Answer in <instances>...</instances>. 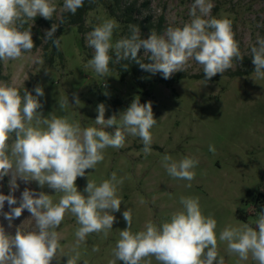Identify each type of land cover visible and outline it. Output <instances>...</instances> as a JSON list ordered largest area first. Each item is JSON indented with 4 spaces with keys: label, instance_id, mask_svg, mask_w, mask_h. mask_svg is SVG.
<instances>
[{
    "label": "rangeland",
    "instance_id": "rangeland-1",
    "mask_svg": "<svg viewBox=\"0 0 264 264\" xmlns=\"http://www.w3.org/2000/svg\"><path fill=\"white\" fill-rule=\"evenodd\" d=\"M51 2L57 7L54 14L57 22L63 14V0ZM128 2L137 3L140 20L149 19L153 23L152 27H139L144 39L152 31L157 32L156 25L161 17L165 20L162 33L170 26L182 27L192 19L189 11L193 0H148V7L147 0H123V4ZM210 2L214 5L210 14L212 17L232 22V30L243 55L242 60L234 62L233 68L215 81L205 83L204 80L189 78L203 73L202 66L194 60L188 62L185 71H180L188 77L171 87L151 83L142 88L131 75L122 81L116 70L111 69L107 77H102L92 68H86L87 60L93 55V49L85 44L86 33L104 20L114 19L118 27L114 30L112 42L129 34L130 25L118 21L109 12V7L115 4L114 0H105L88 12L83 33H79L76 26L64 30L60 39L63 59L56 57L53 65L46 62V43L42 39L52 25L45 26L47 19L41 16H37L43 20L41 23H37L36 19L28 22L33 23L31 31L35 47L32 52L17 61H0V83L15 80L21 95L25 89L35 95L33 89L40 85L44 96L39 97L43 107L38 111L44 117L52 114L66 116L69 122H79L82 128L102 127L95 124L96 109L100 103L106 106L107 120L114 113L126 110L135 98H139L141 104L152 102L157 123L150 130L151 154L146 156L143 153V142L139 137L126 135L123 148H106L103 161L95 169L85 170V176L76 180L78 191L86 196L84 189L88 179L99 185L103 180L110 179L112 172L116 173L118 180L123 178V184L117 186V195L122 203L120 210L113 213L116 217L113 228L106 236L102 232L89 234L85 242L75 249L79 252L76 264H109L115 259L113 250L120 239L119 233L127 227L122 214L128 208L132 211L130 231L136 233L144 230L149 221L159 225L170 220L174 212L183 210L181 197L198 198L202 214H211L217 221L218 253L223 256L225 264H257L251 255L248 260H240L237 254H230L227 243L219 240V234L228 226L239 227L241 222L249 223L258 230L255 222L261 212L257 208V198L260 194L264 195V79L257 78L254 73L250 49L258 37H264V0ZM50 51L51 47L48 54ZM143 56L141 49L138 58L144 60ZM34 57L42 63H36ZM247 69L253 70L251 75L230 76L233 72ZM156 75L162 76L161 73ZM74 94L81 102L77 106ZM66 96L69 105L61 110L58 101ZM104 130L114 135L116 126ZM9 143L12 141L9 140ZM210 145L215 147V153L209 151ZM164 154L177 161L185 156L197 159L199 163L193 169L195 178L188 181L169 176L161 164ZM9 180L10 176L0 180V193L9 194ZM17 184L19 187L13 195L18 202L26 188L51 195L54 203L62 195L47 186L40 188L36 181L17 179ZM8 210L5 202L3 211ZM34 224L31 213L26 209L12 222V227L0 215V225L10 235H15L20 225L22 230H31ZM78 227L76 218L66 213L56 229L61 237L60 264H67L68 257L75 255L73 248ZM93 248L99 251H93ZM146 259H150L151 264H159L155 257ZM116 264L123 262L117 260Z\"/></svg>",
    "mask_w": 264,
    "mask_h": 264
},
{
    "label": "clouds",
    "instance_id": "clouds-1",
    "mask_svg": "<svg viewBox=\"0 0 264 264\" xmlns=\"http://www.w3.org/2000/svg\"><path fill=\"white\" fill-rule=\"evenodd\" d=\"M88 2L94 4L96 0ZM84 4L85 0H63L62 13L75 15ZM213 6L210 0H193L189 11L192 19L182 27L170 26L162 34L152 31L144 39L139 27L130 25L129 34L115 43L113 34L118 24L114 19L104 20L85 34L86 46L93 49L85 67L107 77L110 63L118 64L131 57L142 70L153 75L161 73L164 79H169L173 73L185 71L188 62L194 60L202 66L206 83L243 59L232 22L212 17ZM55 13L57 7L51 0H0V61H17L31 53L35 47L33 23L28 22L37 16L51 20ZM57 28V24H52L42 39L44 43L51 41L60 50V38L53 39ZM141 49L149 63L138 58ZM250 55L256 77L264 79V37L257 38ZM33 59L42 63L39 58ZM33 91L35 95L26 89L21 95L15 80L0 83V180L10 176L9 194L0 193V215L9 227L25 209L35 221L31 230L17 227L15 235L7 234L0 225V264H52L54 260L60 264L61 237L56 229L66 213L73 215L79 225L75 231V255L67 260V264H76L79 252L75 249L89 234L102 232L106 236L113 228L116 219L113 213L120 210L122 203L117 186L123 184V178L118 180L115 172L99 185L88 179L85 196L77 189V178L84 177L85 170L95 169L103 161L106 148H123L126 135L139 137L143 153L151 154L150 130L157 119L151 101L141 104L135 98L126 110L114 113L107 120L106 106L100 103L95 124L102 127L82 128L79 122H69L66 116L44 117L38 111L43 107L39 97L44 96V90L37 85ZM73 100L76 106L81 103L75 94ZM58 104L65 110L68 97ZM113 125L114 135L104 130ZM209 151L215 153L216 149L210 145ZM198 163L187 156L177 161L168 154L161 161L169 176L188 181L195 178L193 169ZM17 179L36 181L40 188L47 186L62 195L54 203L51 195L26 188L18 202L13 195L19 187ZM5 202L9 207L7 212L3 211ZM180 204L183 210L174 212L170 220L159 225L149 221L144 230L136 233L130 231L132 211L125 210L122 215L127 227L119 233L120 239L113 250L115 259L109 264H116L117 260L123 264H141V261L151 264L146 259L150 257H155L159 264H225L218 253L217 221L211 214H202L198 198L181 197ZM255 225L258 230L242 222L239 227L228 226L220 232L219 240L226 242L227 251L237 254L240 260H248L251 255L257 264H264V212L258 213Z\"/></svg>",
    "mask_w": 264,
    "mask_h": 264
},
{
    "label": "trees",
    "instance_id": "trees-1",
    "mask_svg": "<svg viewBox=\"0 0 264 264\" xmlns=\"http://www.w3.org/2000/svg\"><path fill=\"white\" fill-rule=\"evenodd\" d=\"M105 0H96L94 4H90L88 0H85V4L82 8H79L75 15L71 13H63L62 20L56 22L55 16L51 20L44 21L45 26H50L54 23L58 25L57 31L54 34L53 39L60 38L64 32V30L69 26H76L79 33H83L85 31V21L88 12L95 10L98 6L104 3ZM115 4L112 7H109L110 14L115 17L118 21L126 24V25H136L140 28L145 27H152L153 23L148 20H140L138 17L139 9L137 7L136 2H128L123 4V0H114ZM147 7H148V0H147ZM37 23L43 22V20L39 17L35 18ZM164 17H161L156 25L157 33L161 34L163 31V24H164ZM51 47L50 54H48V50ZM45 57L46 62L49 65H53L55 58L59 57L60 60L63 59V54L60 50H57L54 45H52L51 41H48L45 46ZM115 58V57H113ZM144 63H149L147 59L142 60ZM126 66V67H125ZM110 69L116 70L120 76V79L123 81L126 79L127 76L131 75L135 79H137L142 88H146L148 84L151 83H163L167 87H171L173 83L178 82L182 79L187 78L188 76L182 72H178L177 74L171 76L169 79H164L162 76H157L156 74L153 75L150 72L144 71L140 68V65L137 63L136 60L129 57L126 60H121L118 64L110 63ZM253 72L252 69H247L245 71H236L230 74L231 77H242L251 75ZM221 74H217L216 76L212 77L208 81H215ZM191 79L197 80H205V74H197L193 76H189ZM0 79H2L0 74ZM257 208L260 212H264V195L260 194L257 198ZM242 218V217H240Z\"/></svg>",
    "mask_w": 264,
    "mask_h": 264
}]
</instances>
